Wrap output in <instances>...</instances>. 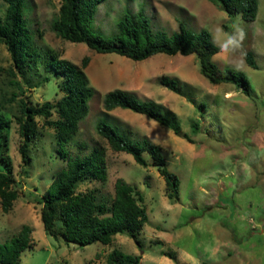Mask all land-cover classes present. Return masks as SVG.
<instances>
[{"label":"rangeland","instance_id":"rangeland-1","mask_svg":"<svg viewBox=\"0 0 264 264\" xmlns=\"http://www.w3.org/2000/svg\"><path fill=\"white\" fill-rule=\"evenodd\" d=\"M29 1L32 10L28 16L35 43L43 55L55 52L79 66L84 57L91 59L85 72L97 92L89 101L88 116L81 121L67 148L75 157L102 147L108 179L82 181L77 191H93L98 202L110 204L116 180L124 178L144 195L149 222L140 233L142 248L126 233L117 234L110 244L81 245L46 232L36 198L49 187L55 174L66 167L67 161L58 153L54 129L38 117L39 134L31 142V158L26 164L20 150L24 137L17 116L21 99L29 97L34 104L56 102L64 91L60 89L59 78L46 71L44 61L36 69L15 70L9 50L1 45L0 101L10 99L13 93L16 100L6 101L3 109L10 127L0 131V142L3 141L0 156L6 160L0 159V172H7L10 167L15 176L13 188L19 197L8 212L2 210L0 199V243L29 225L32 244L21 256L23 264H108V255L114 249L140 255V264H264L258 255L264 250L261 246L264 243V0H258L254 21H245L240 14L229 16L212 0H104L90 22L96 34L112 37L120 31V20L141 11L149 18L155 37L179 32L184 24L195 32L207 29L221 49L238 25L245 32L242 49L221 50L213 60L220 68L242 70L251 84V95L231 83H212L201 72L196 54L160 53L136 61L116 53H99L84 42L62 39L53 29L60 1ZM5 10L6 2L0 0L1 18ZM248 51L254 54L259 68L251 67L244 55L241 57L240 52ZM164 75L179 79L182 92L163 84ZM45 76L50 79L45 81ZM116 88L162 104L169 117L175 114L182 134L194 142L130 109L107 111L103 95ZM56 117L54 114L53 118ZM100 121L115 124L133 139L148 137L161 145L166 166L181 181L180 198L175 201L169 198L165 178L148 152L144 156L149 165L143 166L132 154L113 150L97 131ZM194 122L201 125L197 134L192 129ZM237 215L242 219L240 225ZM253 236L261 246L258 252L254 245L249 247L254 242L246 244L249 246L244 243ZM165 253H172L175 258Z\"/></svg>","mask_w":264,"mask_h":264},{"label":"trees","instance_id":"trees-1","mask_svg":"<svg viewBox=\"0 0 264 264\" xmlns=\"http://www.w3.org/2000/svg\"><path fill=\"white\" fill-rule=\"evenodd\" d=\"M59 16L53 23L57 35L71 42H84L99 53H116L136 61L146 60L157 54L168 55L196 54L199 58L201 72L214 84L231 83L242 92L251 95V84L245 73L234 67L220 68L213 57L222 49L212 39L207 29L195 32L181 24L180 31L171 35L163 33L155 37L151 22L143 13L127 15L119 21V33L112 37L96 34L90 28V22L104 0H59ZM225 10L229 16L240 14L245 21H254L258 14V0H212ZM5 15L0 17V46L6 45L14 61V69L35 68L40 61L46 64V71H52L60 80L59 86L64 95L56 102L45 101L32 103L29 97L21 99L20 114L17 120L24 137L21 145L23 160L29 164L30 145L39 134L37 118H44V124L55 131L59 146L58 153L67 161L66 167L60 169L52 183L43 194L38 196L41 205V219L48 234L68 242L88 245L94 242L110 244L119 233H126L139 247H143L141 230L149 222V215L144 206V195L124 178L115 182V194L110 204L98 202L93 191H77L80 182L91 179L105 182L108 179V167L105 151L95 147L90 153L72 157L68 145L78 133L80 123L89 112L90 99L97 89L90 84L85 68L90 57L82 59L81 66L61 58L55 52H40L35 43V33L28 16L32 10L29 0H5ZM246 62L253 68L259 64L250 51L244 53ZM0 71L2 69L0 68ZM45 81L50 79L45 76ZM161 82L171 90L181 93L180 80L168 75L161 77ZM19 88L24 92L23 87ZM16 100L13 93L10 99L0 101V131L10 127V121L4 114L5 102ZM103 106L107 111L116 108L130 109L144 114L159 122L162 126L172 128L190 142L194 140L182 134L175 114L169 117L162 104L152 99H139L131 91L116 88L103 95ZM202 106H205L204 104ZM54 114L57 115L53 118ZM98 133L107 139L110 147L117 152L132 154L135 161L143 166L149 165L144 153L152 156L160 174L165 178L168 196L171 200L180 198L179 177L166 166V159L161 145L148 137L133 139L108 121H100ZM193 131L201 132V125L192 124ZM3 141L0 142L2 148ZM0 159L5 160L2 155ZM6 162V160H5ZM9 161H7V164ZM15 176L10 167L7 172H0V199L4 212L12 209L19 193L13 188ZM32 228L24 225L20 232L10 240L0 243V263L23 264L21 256L32 244ZM174 259L172 253H165ZM140 255L124 253L114 249L108 255V264H140Z\"/></svg>","mask_w":264,"mask_h":264},{"label":"clouds","instance_id":"clouds-1","mask_svg":"<svg viewBox=\"0 0 264 264\" xmlns=\"http://www.w3.org/2000/svg\"><path fill=\"white\" fill-rule=\"evenodd\" d=\"M235 27V32L227 36V40L225 41L223 45V51L228 52H236L239 49H242L243 41L245 39V32L243 28L237 26ZM241 57L244 55L243 52H240ZM240 63H243V60L241 59Z\"/></svg>","mask_w":264,"mask_h":264},{"label":"crops","instance_id":"crops-1","mask_svg":"<svg viewBox=\"0 0 264 264\" xmlns=\"http://www.w3.org/2000/svg\"><path fill=\"white\" fill-rule=\"evenodd\" d=\"M165 54V53H164ZM218 54V53H217ZM225 93H229V94H231V92H229V91H225ZM117 109V108H116ZM116 109H114V110H116ZM238 213V212H237ZM233 214H231V216H232ZM237 222H238V225H240V223L242 222V219H241V216L240 215H237V220H236ZM253 229H254V226H253ZM246 234L248 233V231H246L245 232ZM245 233H244V235H245ZM257 238H258V236H257ZM250 242L252 243V242H254V243H252L250 246L249 245H246V244H250ZM245 243V245L246 246H249V247H252L253 245H254V248H255V252H258L257 250H259L260 249V247L261 246H264V243L260 246V245H257V243H256V236H253V239H248L247 241H245L244 242ZM257 247V248H256ZM258 254V253H257ZM258 255H260L263 259H264V250L262 251V253H259Z\"/></svg>","mask_w":264,"mask_h":264}]
</instances>
